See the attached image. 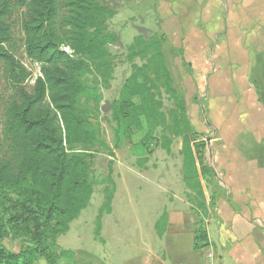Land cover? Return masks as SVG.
<instances>
[{
  "label": "trees",
  "instance_id": "16d2710c",
  "mask_svg": "<svg viewBox=\"0 0 264 264\" xmlns=\"http://www.w3.org/2000/svg\"><path fill=\"white\" fill-rule=\"evenodd\" d=\"M22 10L25 53L41 65V76L31 92L25 86L31 73L14 54L12 19ZM116 16L107 0H0V64L14 87L3 110L0 134V211L9 215L12 207L7 204L14 197L12 206L21 209L8 221L0 220V264H36L40 258L48 264L74 260L72 251L59 247L58 238L89 207L94 184L90 163L69 151L76 145L99 144L83 107V99L96 90L85 78L94 74L102 86H109L115 66L110 47L120 38L107 26ZM166 43L165 35L141 34L128 48L132 72L113 105L112 121L119 140L143 134V146L158 143L168 154L174 140H182V178L200 219L194 245L200 251L211 247L206 190L215 172L206 163L207 143L190 123L187 103L179 97L164 52ZM108 164L111 174L113 162ZM112 185V190H105L106 202L96 220L98 239L103 214L112 211L113 181ZM216 200L214 193L210 206L215 207ZM167 222L164 214L156 227L160 237ZM22 226L28 233L21 251H6L1 240L10 233L16 236L15 230Z\"/></svg>",
  "mask_w": 264,
  "mask_h": 264
},
{
  "label": "rangeland",
  "instance_id": "374dc122",
  "mask_svg": "<svg viewBox=\"0 0 264 264\" xmlns=\"http://www.w3.org/2000/svg\"><path fill=\"white\" fill-rule=\"evenodd\" d=\"M107 1L117 11V16L108 23V30L120 38L119 44L110 47L115 57L114 72L108 87L102 86L94 74H88L85 82L96 90V94L83 99V107L99 137V144L76 145L69 151L71 156H83L90 163L94 194L89 207L72 224L70 232L60 238L59 241L64 247L58 244L60 248L76 253L79 262H84L85 252L105 262L108 258L112 259L117 244L115 239L113 241L112 234L114 220L122 224L124 231L131 230L136 233L140 229L147 230L165 206L167 198L162 188L163 182L166 181L168 188H171L182 174L181 139L174 140L168 154L158 143L143 146L140 143L143 134L120 140L116 136L112 109L132 72V63L127 60L126 55L135 38L141 34L166 36L164 52L179 97L187 103L190 123L203 138L209 139V145L213 142V129H209L207 124L218 126L222 123V118L233 110L236 111L235 105L239 104L241 93L254 82L257 70L256 56L261 54L260 50H264V27L255 22L246 27L234 25L230 36L222 35L223 30L216 36L209 35L212 15L214 16L218 9L222 14H228L231 0H217L213 6L214 0ZM197 8L199 14L196 13ZM234 12L241 13L240 10ZM23 14L24 10L19 11L12 19L16 40L14 54L31 73L25 84L26 89L31 92L36 79L41 76V65L31 61L25 53ZM245 14L251 15L247 11ZM202 45L205 46V51H199ZM137 64L141 65V62L137 61ZM222 92L230 94V103L223 112L221 107L214 108V103L220 105L224 101L219 94ZM13 93V83L6 76L3 64H0V134L3 130V110ZM165 104L168 105L166 97ZM158 136L160 131L157 132ZM111 153L114 154L113 158ZM208 159L210 160V156L207 154V161ZM109 160L113 162L111 174ZM112 181L115 192L112 207H116L117 212L113 217L108 216V213L103 214L102 221L106 223V244H103L95 235L96 220L100 208L106 202L105 190L113 188ZM14 203L15 197L7 204L12 207L11 213L4 215L0 211V220L3 218L8 221L11 215L21 212L20 207L12 206ZM208 219L218 222L216 209L211 208ZM75 225L77 226L74 230ZM24 227L15 230L16 236L10 233L8 228L10 234L1 240L6 251H21L28 233ZM22 229L23 231H20ZM135 233L132 238L139 244ZM211 237L216 243L221 239L217 228L211 229ZM147 238H150V235H147ZM139 246L141 247L142 243ZM245 248V242H234L233 245H228V250L231 251L229 255L224 254L220 248L211 247L200 253V256L204 264H211L210 253L214 255L213 264H246V260L252 256L246 253ZM136 250L138 251L137 248ZM188 261L191 262L192 259L188 258Z\"/></svg>",
  "mask_w": 264,
  "mask_h": 264
},
{
  "label": "crops",
  "instance_id": "0c3cea01",
  "mask_svg": "<svg viewBox=\"0 0 264 264\" xmlns=\"http://www.w3.org/2000/svg\"><path fill=\"white\" fill-rule=\"evenodd\" d=\"M216 1H211L212 6ZM211 2L208 3L209 9ZM230 3L228 14H222L218 9L212 15L210 36H216L221 30L222 35L230 36L234 25L246 27L255 22L264 27V0H231ZM238 10L241 15L234 12ZM245 11L251 15H246ZM199 12L197 8L196 13ZM200 50L205 51V46H200ZM260 51L261 54L256 56L254 82L241 93L240 102L235 105L236 111L233 110L222 118V123L218 126L207 124L209 129H213L211 145L209 139L203 138L207 143L206 163L215 172V178L206 190L209 212L214 208L218 215V222L209 219L206 221L211 247L220 248L224 254L229 255V244L245 242L246 253L252 256L246 260V264H264V50ZM219 94L224 101L220 105L214 103V108L221 107L223 112L230 103V94ZM207 154L210 156L208 161ZM163 185L167 198L165 206L147 230L140 229L136 233L124 231L118 220L112 221L113 241L117 242L112 259H105V262L85 252L84 262H79L76 253L70 250L74 253L73 262L62 261L61 264H204L200 253L209 248L194 250L200 219L187 198V194L192 192L186 188L182 174L171 188H168L166 181ZM214 193L217 200L216 206L212 207L210 196ZM116 212V207H112L108 216L113 217ZM164 214L168 215V222L160 237L156 227ZM105 227L106 223L101 221L99 241L103 244H106ZM213 227L217 228L219 239L221 238L218 243L211 237ZM133 233L139 239V244L134 242ZM61 237L58 238V244L64 247L59 241ZM188 258L192 261L189 262ZM36 264L48 263L40 258Z\"/></svg>",
  "mask_w": 264,
  "mask_h": 264
},
{
  "label": "built area",
  "instance_id": "2783aa9c",
  "mask_svg": "<svg viewBox=\"0 0 264 264\" xmlns=\"http://www.w3.org/2000/svg\"><path fill=\"white\" fill-rule=\"evenodd\" d=\"M209 259H210L211 261H213V254H210V255H209Z\"/></svg>",
  "mask_w": 264,
  "mask_h": 264
},
{
  "label": "water",
  "instance_id": "95a60500",
  "mask_svg": "<svg viewBox=\"0 0 264 264\" xmlns=\"http://www.w3.org/2000/svg\"><path fill=\"white\" fill-rule=\"evenodd\" d=\"M67 52H69V51L67 50Z\"/></svg>",
  "mask_w": 264,
  "mask_h": 264
}]
</instances>
